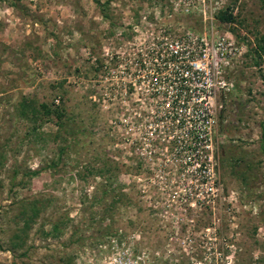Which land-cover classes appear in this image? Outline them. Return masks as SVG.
Listing matches in <instances>:
<instances>
[{
    "label": "rangeland",
    "instance_id": "374dc122",
    "mask_svg": "<svg viewBox=\"0 0 264 264\" xmlns=\"http://www.w3.org/2000/svg\"><path fill=\"white\" fill-rule=\"evenodd\" d=\"M98 1L0 0V264H264V0ZM151 27L236 48L233 86L214 102L211 189L171 144L134 154L148 102L105 79L103 65L123 63L114 56ZM22 99L62 106L72 135L54 116L20 117ZM105 159L126 196L107 211L117 193L100 200ZM30 202L38 213L20 231Z\"/></svg>",
    "mask_w": 264,
    "mask_h": 264
},
{
    "label": "built area",
    "instance_id": "2783aa9c",
    "mask_svg": "<svg viewBox=\"0 0 264 264\" xmlns=\"http://www.w3.org/2000/svg\"><path fill=\"white\" fill-rule=\"evenodd\" d=\"M149 29L142 40L131 38L125 42L126 53L123 50L114 56L123 58V63L117 60L115 68L103 65L109 76L105 79L115 78L122 83L119 92L113 88L118 97L138 93L137 100L148 102L136 118L151 121L147 125L150 130L141 131V122L134 126L137 133L134 141L130 140L134 145L138 143L134 154L151 158L159 144V151H167L171 144L192 162V170L202 174L211 189L214 102L216 96L226 94L233 86L225 72L230 67L226 57L236 48L224 37L207 39L205 32Z\"/></svg>",
    "mask_w": 264,
    "mask_h": 264
},
{
    "label": "trees",
    "instance_id": "16d2710c",
    "mask_svg": "<svg viewBox=\"0 0 264 264\" xmlns=\"http://www.w3.org/2000/svg\"><path fill=\"white\" fill-rule=\"evenodd\" d=\"M96 4L98 6H102V3H100L98 0H95ZM103 13V12H101ZM103 16H105L104 14H102ZM217 19L220 20L221 22H227V21H232L233 20V16L231 15V13H225V12H219L217 15ZM261 42H263L262 44H258V48L264 52V39L261 38L260 39ZM18 115L22 118H26L29 121H33L35 122V120L37 119L38 115L40 114H44L47 118H49L50 116H54L56 118V122L59 125V127H62L63 132H65V134L69 137L72 135L71 132V128H69V126H64L63 125V120L62 117L64 115V109L62 106H54L53 108L50 107L49 104H46L45 102H40V103H35L33 99H22L20 102H18ZM34 128V126H33ZM65 148V146H62L59 148V153L61 154L63 149ZM107 159H105L104 164L106 165L105 168H103L101 170V176L103 177V186L100 189V200L102 198V200L106 201V195H108L109 191H116V196H112L111 200H109V202H107V204H105V210L107 211L108 208H113L114 207V203L119 202L120 204L123 203V201H125V195L123 194L124 192H122L120 189H117V187L111 186V180H109V178H106L105 175H103V172H107L111 170L110 166L107 165ZM35 171H32L29 173V175L35 174ZM109 177V176H108ZM114 193V192H113ZM113 195V194H112ZM128 198V197H127ZM129 199V198H128ZM104 201V202H105ZM38 213V208L35 204V202H30L27 206H24L22 208V210H20V217L22 219V227L20 229V231H25L28 227H29V223L34 219V217L37 215ZM104 232H101V235H107V233H105V229H103ZM59 227L57 226V224H51V228H50V232H48L49 234L53 233V235L59 233ZM17 237V236H16ZM16 245L13 244V248H15Z\"/></svg>",
    "mask_w": 264,
    "mask_h": 264
}]
</instances>
